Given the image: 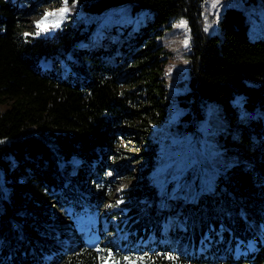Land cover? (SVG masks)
Returning <instances> with one entry per match:
<instances>
[{"label": "trees", "instance_id": "1", "mask_svg": "<svg viewBox=\"0 0 264 264\" xmlns=\"http://www.w3.org/2000/svg\"><path fill=\"white\" fill-rule=\"evenodd\" d=\"M208 1L67 0L87 13L125 2L133 11L153 12L152 21L113 40L105 25L99 28L104 19L68 18L54 33L35 35L26 16L37 3L0 0V173L8 177L5 186L0 182V264H102L109 250L119 264H264V37L249 33L240 5L221 8L214 22L220 33L208 32ZM180 16L191 33L181 80L186 89L178 94L185 108L180 124L205 141L204 129L212 128L205 124L220 107L226 125L217 145L225 162L210 159L203 171L199 161L188 166L191 158L179 169V186L171 179L159 203V194L141 180L124 190L127 212L105 211L109 170L132 174L123 139L167 119L156 35ZM237 94L241 104L234 102ZM170 148L156 155L161 162ZM234 155L241 160L232 162ZM176 163L166 176L178 171ZM52 203L70 218L72 240L65 239L69 229H57ZM94 214L120 219L127 234L119 246L92 242L75 227L79 217ZM91 230L102 232L101 225Z\"/></svg>", "mask_w": 264, "mask_h": 264}, {"label": "rangeland", "instance_id": "2", "mask_svg": "<svg viewBox=\"0 0 264 264\" xmlns=\"http://www.w3.org/2000/svg\"><path fill=\"white\" fill-rule=\"evenodd\" d=\"M34 4L37 3L34 13L27 15L26 19L28 29H36V22L41 21L44 18L45 13H55V15L48 17V24L58 22V27H52L48 31H41L38 36H48L54 33L58 29L62 28L67 19H71L74 22L90 23L92 21H99L104 19L99 28L102 30V25L106 26L108 33L107 37L113 40H120L123 35L126 37L129 33H132L134 27L139 29L142 23L152 21L154 14L148 8H141L133 11L130 2H125L117 6H112L104 10L103 12H89L82 11L72 2L66 3L65 0L62 3H57L58 0L51 4H44L43 0H32ZM215 3V7L212 5ZM33 5V4H32ZM227 5H240L245 12L246 21L249 24V33L252 36L261 35L264 37V0H255L246 2L244 0H209L206 10L205 28L208 32L214 31L220 33L218 25L214 27V22L218 16V12L221 8ZM67 7L69 10L66 13L61 14L59 9ZM107 24H104L106 23ZM183 23V26L181 24ZM169 24L164 28L163 32L156 35L157 43L161 45V63L163 68L161 74L164 78V82L167 84V119L163 124H155L154 128H146L143 133L134 132L130 137H125L122 141V146L128 152V160L132 174L127 172H116L115 170H109L108 174L112 179V194L108 201L104 203L102 209L105 211L122 210L127 212V208L123 206L125 202L124 190L131 184L139 183L144 180V183L153 188V192H157L159 195L155 200L159 203L161 199V193L167 188V184L171 179L177 181V187L179 186V180L183 174L182 169L187 165L188 161L192 163L199 161L202 165L203 171L206 166L211 165L210 159L215 163L223 165L225 162L226 154L221 152V146L217 145L220 141L219 132L223 131L226 123L222 118V109L220 107L213 108L215 110V116L212 120L207 121L205 126L212 125V128L208 130L204 129L203 137L205 141H202L197 135L186 134L189 131H183V126L180 124L182 121V114L185 110L184 106L178 102V94L186 89V86L181 80L186 74L187 59L185 54L190 50L191 33L188 25V21L185 17H174L168 22ZM48 25H44L47 27ZM112 28H114L112 30ZM126 31H128L126 33ZM34 33V34H35ZM36 35V34H35ZM100 36L95 41H101ZM187 40V45L184 41ZM107 43L109 41H106ZM42 65L51 66L52 61L49 59H42ZM234 102L241 104V94H237L234 98ZM133 128V127H131ZM155 130H158L155 133ZM211 133V134H210ZM154 134V139L157 143H153L150 136ZM181 134V135H180ZM166 147V148H165ZM171 147L168 152L166 162H161L160 157L157 154H163ZM241 155H234L230 160L232 162H239ZM174 160L177 161L176 169L178 171L171 175L166 176V168ZM248 161L247 159H243ZM222 172L225 169H221ZM212 179L213 174L211 172L207 174ZM206 178V177H205ZM7 175L4 172L0 173V182L2 185H6ZM122 189V191H121ZM173 195V193H172ZM121 200L122 203L116 202ZM55 208V214L57 218V229H69L72 233L66 235L65 239L70 241L73 239V225L70 226L71 221L69 217L65 215L63 209L58 204L52 203ZM112 205V207H109ZM69 208V207H67ZM97 215V214H96ZM94 216V217H93ZM123 216V215H122ZM109 217V218H108ZM122 218H126L123 216ZM126 220V219H124ZM172 223L176 226L181 225L178 217H174ZM169 222L164 224L165 229L169 228ZM101 225L102 232H91V226ZM120 219L113 215H97L95 214L86 217H79L75 222V227L78 230L85 231L87 239L92 242L98 241H110L116 245H120V239L127 234V230L120 226ZM114 230H112V228ZM153 235V232L152 234ZM166 239L173 246L183 247V244H178L177 237L167 236ZM252 242L249 241L248 245ZM241 250V245L238 243L236 251ZM244 251V250H243Z\"/></svg>", "mask_w": 264, "mask_h": 264}, {"label": "snow or ice", "instance_id": "3", "mask_svg": "<svg viewBox=\"0 0 264 264\" xmlns=\"http://www.w3.org/2000/svg\"><path fill=\"white\" fill-rule=\"evenodd\" d=\"M66 3H67V0H65V4ZM212 6L215 7L216 6L215 3ZM68 10L69 9L65 6V7L59 9V12L61 14H63V13H66ZM52 15H55V13H45L44 18L41 21L36 22V28H37V32L35 33L36 35H39L41 31H48L52 27H58L59 26L58 22H53L51 24H48V17L52 16ZM183 23L184 22H181L182 26H183ZM44 25H48V26L44 27ZM184 43H185V45H187V43H188L187 40H185ZM121 191H122V189H121ZM116 203L119 204V203H122V201L118 200ZM109 207H112V205H109ZM112 257H113V254H112L111 250H109V252L107 253V256L102 258V264H119V261L113 260ZM123 259L125 261L130 260V258L127 256L123 257ZM141 259H143V258H141ZM170 259H174V258H170Z\"/></svg>", "mask_w": 264, "mask_h": 264}]
</instances>
